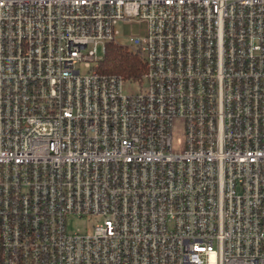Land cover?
I'll return each mask as SVG.
<instances>
[{"label": "built area", "instance_id": "1", "mask_svg": "<svg viewBox=\"0 0 264 264\" xmlns=\"http://www.w3.org/2000/svg\"><path fill=\"white\" fill-rule=\"evenodd\" d=\"M0 264H264V0H0Z\"/></svg>", "mask_w": 264, "mask_h": 264}, {"label": "trees", "instance_id": "2", "mask_svg": "<svg viewBox=\"0 0 264 264\" xmlns=\"http://www.w3.org/2000/svg\"><path fill=\"white\" fill-rule=\"evenodd\" d=\"M95 69L104 75H115L125 80L139 81L146 72V65L139 53L129 47L107 43L103 57Z\"/></svg>", "mask_w": 264, "mask_h": 264}, {"label": "rangeland", "instance_id": "3", "mask_svg": "<svg viewBox=\"0 0 264 264\" xmlns=\"http://www.w3.org/2000/svg\"><path fill=\"white\" fill-rule=\"evenodd\" d=\"M120 30L122 32L121 36L117 39L118 43L120 45H126L129 46L130 48L134 49L130 42L131 37H139L142 34L140 25L138 24H127V25H122L120 26ZM104 54V44L99 43L97 45V54L96 58L101 59ZM132 90L130 91H137L139 88V85L133 84L131 86ZM127 89V87H126ZM68 223V230L70 232H82V233H92L93 226L95 225V220L94 219H77V218H70L67 221Z\"/></svg>", "mask_w": 264, "mask_h": 264}]
</instances>
